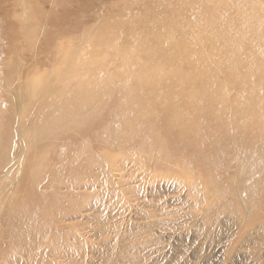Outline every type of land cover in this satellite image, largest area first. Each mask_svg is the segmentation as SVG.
I'll use <instances>...</instances> for the list:
<instances>
[{"label":"rangeland","instance_id":"obj_1","mask_svg":"<svg viewBox=\"0 0 264 264\" xmlns=\"http://www.w3.org/2000/svg\"><path fill=\"white\" fill-rule=\"evenodd\" d=\"M140 1L0 0V264H264V55L234 57L231 82L135 37L151 11L182 31L213 8L204 56L264 3ZM147 48L156 67H118Z\"/></svg>","mask_w":264,"mask_h":264},{"label":"bare ground","instance_id":"obj_2","mask_svg":"<svg viewBox=\"0 0 264 264\" xmlns=\"http://www.w3.org/2000/svg\"><path fill=\"white\" fill-rule=\"evenodd\" d=\"M186 1L187 0H178L177 2L173 3L172 5L168 1H163V2H161V1L160 2H156L155 1L154 3H152V6L156 7V8H161L160 10H166V9L169 10L170 7L167 6V5L170 4L171 6H173V5L177 6L179 13H183L185 15H188V14L191 15V12H194V10H195V8H193V5H192L194 3H191V6H189L190 3H187ZM250 1H254V0H250ZM259 1H260L261 4L264 3V0H259ZM137 2L139 4L141 3L140 0H137ZM188 2H189V0H188ZM17 4H19V3H17ZM263 6L264 5H262L261 7H258V8H248L249 10L246 11V15L247 16L244 19V21H241L238 18H236L230 24H228V27H229L230 31H226V37H225L224 41L222 42V50L219 49V50H215L214 52H212V50L211 51L208 50L209 52H207V50H206V52L208 54L204 55V56H203V54L200 55V56H195V53H197L198 50L201 47L203 48L202 33L205 31V32H208L210 34L211 33L213 34L215 31H218V30L223 28V24L220 23V21L218 19L214 20L215 18H217V14H216V9H213V8H210L208 10V9H206V7H203V6L197 7L196 8L198 10V11L196 10L197 12L200 11L202 13L204 12V13H207L209 15L208 16H204L203 20L200 19V22L197 23V26H191L190 24H189V26H186V29L182 30V31H185L184 33L178 28L177 24L173 23L174 21L169 19V17H167L168 19H163V18H161L162 16L160 15V14H162L161 12H160V14H154L155 10L151 11L150 17L152 18V21L151 20L150 21H151V23L153 25H151L150 22H148V19L145 18L147 20L146 22H148L149 24L148 23L143 24V22H145V21H142V23H140V25L136 27L137 30L135 29L137 31L136 33H138V34H136L135 37H137V36H138V38H140V37H150L151 40H150L149 44L151 42H153L154 47L158 48L160 50L162 55L166 58L167 63H169V64H173L174 66H179V67H180V64L181 65L182 64H186L188 66H195L196 61H198L200 59H204L206 61L213 62L214 63L213 64V69L215 71H217V72H221L224 75V77H226L229 80H231L232 77H233V73H234L233 70L235 69V67H234L235 63L232 60L234 57H237L238 59L242 58L243 63L247 64V61H249V62H255L256 61L252 56H255L256 54H257L256 56H258V55L263 56L264 55V8H263ZM5 15H4V17H5ZM133 17H134V15H133ZM202 17H203V15L201 16V18ZM197 19L199 21V18H197ZM139 20H138V24L141 21V20L140 21ZM20 21H21V23L23 24V27H24L25 19L22 16L20 17ZM194 24H196V23H193V25ZM211 24H213V25H211ZM242 25H243V27H242ZM127 26H125V28ZM23 27H22V31H26L25 27L24 28ZM132 28L133 27L131 26V29ZM131 29H126V32L130 33ZM193 30H196L197 33L194 34ZM123 31H125V30H123ZM26 32H28V31H26ZM94 33H95V31H94ZM7 34H9V33H7ZM132 34L135 35V32L132 33ZM96 35H98V34H96ZM11 36H12V34H11ZM127 37H128V35L126 34V36H124V39L128 40L129 37L128 38ZM132 37L133 36H131L130 38H132ZM130 38H129V40H130ZM101 39H103V37H101ZM119 39H122V38H119ZM253 39L254 40L256 39V42H257V44L255 46H253V45H251L249 43V41L253 40ZM8 40H10V39L8 38ZM49 41H48V43H49ZM125 41H123V43ZM139 41L140 42L138 44L133 43V42L132 43L135 44V46L136 45L139 46V48L142 50V48H141L142 40H139ZM11 43H12V41H11ZM145 43L143 41V48L148 46V43H146L147 45ZM129 44L130 43L128 41H126L121 46L122 48L120 50H125V51L129 50V49H127L128 46H130ZM197 44H198V47L194 49V47ZM214 45H216V43H212V45H211L212 48H213ZM139 48H138V50H140ZM183 48L184 49H190L191 52L187 53V54H183L181 52V49H183ZM118 52H120V51H118ZM143 54H144V56L142 55L143 57H141L140 59L138 57L139 60H134V59H136L135 57H134V59L129 57V59L125 58L127 61L119 60V62L118 61L117 62L115 61V62L118 64V67L119 66H123V65L127 66L126 65L127 63H128V65L131 64V66H136L137 62L145 63L148 60H150L149 62L151 63L152 62V58H151V54L152 53L149 54L148 48H147V50H144ZM244 54H247L248 56L244 57V56H246ZM114 58L119 59L118 57H114ZM152 65H154V64H152ZM153 67H156V66L154 65ZM204 73H205L204 71H203V73H202V71L195 72V74L191 75V77L189 79V75H187V74H189V72H187V73L183 74L181 76V78L185 79V80H189V81H191L193 83H196V84L203 85V84L207 83L209 81V79L214 78V75H210V77L207 79L206 75ZM169 78L171 79V76ZM133 80L135 82L134 84H137L136 80H138V77H134ZM174 80H176V79H174ZM231 82H235V81L231 80ZM176 84H177V82H176ZM171 89H170V91H171ZM20 91H21V89H20ZM158 93H160V92H158ZM166 95L168 96V95H172V94H168L167 93ZM166 95H163V96L167 97ZM180 97L181 98H187V97H182V96H180ZM9 106H8V108H9ZM81 107H83V106H81ZM85 107H87V106H85ZM37 108H38V105H37ZM88 108L89 107H87V109ZM41 110H42V108H41ZM36 112H37V110H36ZM48 112H51V111L49 110ZM48 116H49V114H48ZM35 117L39 118V116L37 117V115ZM45 117H47V116H45ZM42 118H39V119L42 120ZM43 120H45V118ZM37 122L39 123V120ZM37 122H36V124H37ZM49 123H50V121H49ZM55 128H57V127H55ZM36 130L39 131V133L43 132L45 130V123H42L41 125H39L38 129H36ZM25 141H26V138H25ZM45 142H47V141H45ZM23 145H26V144H23ZM7 166H9V165H7ZM6 189H8V187ZM7 204H5V206Z\"/></svg>","mask_w":264,"mask_h":264}]
</instances>
